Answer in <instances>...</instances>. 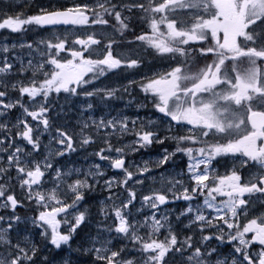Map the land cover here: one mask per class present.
Instances as JSON below:
<instances>
[{"label":"snow or ice","instance_id":"snow-or-ice-1","mask_svg":"<svg viewBox=\"0 0 264 264\" xmlns=\"http://www.w3.org/2000/svg\"><path fill=\"white\" fill-rule=\"evenodd\" d=\"M0 264H264V0H0Z\"/></svg>","mask_w":264,"mask_h":264}]
</instances>
